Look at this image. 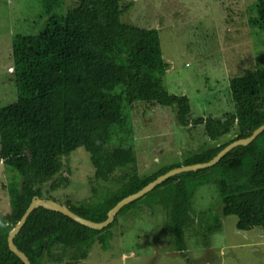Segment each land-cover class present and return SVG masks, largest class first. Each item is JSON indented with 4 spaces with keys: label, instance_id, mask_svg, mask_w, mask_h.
I'll use <instances>...</instances> for the list:
<instances>
[{
    "label": "trees",
    "instance_id": "trees-1",
    "mask_svg": "<svg viewBox=\"0 0 264 264\" xmlns=\"http://www.w3.org/2000/svg\"><path fill=\"white\" fill-rule=\"evenodd\" d=\"M59 1L49 0L47 15L51 16V25L40 33L35 44L30 46L26 35L19 36L21 43L14 46L13 57V79L19 94L15 102L0 107V162L17 174L12 175L6 187L2 186L7 191L10 210L0 218V264H23L10 252L7 235L31 199L44 198L39 184L46 177L51 180L59 176L63 168L68 171L65 165L61 167V159L77 149L89 155L94 169L91 182H108L121 172L115 188L93 186L91 200H67L63 204L93 222L104 221L119 200L180 166H161L150 175L139 176L130 107L174 106L178 124L190 125L188 98L169 94L162 86L169 65L162 59L158 31L121 21L131 2L74 0L64 15L56 17ZM253 7L256 16L249 15L247 23L254 31H264V0ZM228 87L233 111L223 119L198 117L191 122L203 125L205 135L214 144L185 158L183 165L208 162L228 144L249 137L264 123V66L232 76ZM35 110L40 114H34ZM32 122L41 123L45 130L39 140L37 132H30L24 125L35 126ZM232 131L233 138L220 142ZM193 175L196 181L191 182ZM59 182L67 184L68 180L59 177ZM208 183L215 184L218 190V213L235 216L237 230L260 227L264 231V131L248 145L229 151L212 167L170 177L123 207L113 223L101 231L38 207L29 214L13 243L30 264L62 263L66 257L70 262L84 260L93 242L107 246L111 229L124 210L137 209L142 200L153 195L146 206L166 212L175 251H186L185 231L194 222L197 227L192 226V236L196 235L194 230L204 231V245L209 246L208 234L220 231V223L215 220L207 225L208 212L192 211L191 203L196 188ZM138 210L144 211L142 207Z\"/></svg>",
    "mask_w": 264,
    "mask_h": 264
},
{
    "label": "rangeland",
    "instance_id": "rangeland-1",
    "mask_svg": "<svg viewBox=\"0 0 264 264\" xmlns=\"http://www.w3.org/2000/svg\"><path fill=\"white\" fill-rule=\"evenodd\" d=\"M120 2L132 4L121 16L123 23L158 31L162 59L169 65L162 86L169 94L187 97L190 105L191 125L187 126L178 124L174 106L130 107L137 171L139 176H147L161 166L179 163L183 166L185 158L214 144L205 135L203 125L194 126L191 122L198 117L223 119L233 111L228 81L245 69L264 66V31H254L247 23L249 15L256 16L251 7L259 0ZM73 3L74 0L59 1L56 17L64 15ZM48 5L49 0H0V107L15 102L19 94L13 79L14 46L20 45L21 35L27 36L24 38L31 46L40 33L49 29ZM32 123L35 126L24 125L30 132H37L39 140L45 130L41 123ZM233 137L232 131L220 142ZM61 167L59 176L51 180L46 177L39 184L43 197L60 205L67 200H91L93 186L115 188L121 174L115 173L108 182H91L94 169L82 148L62 158ZM12 175L17 174L0 162V218L10 210L8 194L2 186H7ZM59 177L66 178L68 183L61 184ZM195 179L193 175L189 180ZM152 196L141 201L146 207L144 211L131 207L120 214L106 247L93 242L84 260L70 262L66 257L62 263L45 261L44 264H264V231L260 227L237 230L235 216L218 213L221 206L215 184L197 187L191 203L192 211L208 212L207 225L218 220L220 231L208 234L209 246H205L204 231L194 230L196 235L192 236V226L197 227L194 222L185 231L186 251L181 254L171 243L166 212L160 207L146 206Z\"/></svg>",
    "mask_w": 264,
    "mask_h": 264
},
{
    "label": "water",
    "instance_id": "water-1",
    "mask_svg": "<svg viewBox=\"0 0 264 264\" xmlns=\"http://www.w3.org/2000/svg\"><path fill=\"white\" fill-rule=\"evenodd\" d=\"M264 131V123L259 126L258 128L254 129L249 137L241 138L238 140H235L228 144L226 147H224L221 151H219L211 160L204 163H197L192 165H184L180 166L178 168L171 169L167 171L166 173L158 176L153 181L149 182L147 185L142 187L139 191H137L134 194L128 195L121 200H119L106 214V219L102 222H93L88 219L82 218L78 216L77 214L73 213L68 207L64 205H60L56 203L53 200L40 198L38 196H34L27 209L21 216L20 220L14 225V227L10 230V232L7 235V246L12 252L23 264H30V261L26 257V255L20 251L15 244L13 243L14 237L19 233L21 228L23 227L27 217L29 214L36 208L41 207L43 209H46L48 211L57 212L62 214L63 216L69 218L70 220L88 228L91 230L101 231L104 228L108 227L110 224L113 223L115 216L118 214V212L128 205L129 203L136 201L140 198H142L144 195L152 191L156 186L162 184L170 177H173L175 175L181 174V173H187V172H196L198 170L207 169L209 167H212L217 164L229 151L232 149L238 147V146H246L250 142H252L259 134H261Z\"/></svg>",
    "mask_w": 264,
    "mask_h": 264
},
{
    "label": "flooded vegetation",
    "instance_id": "flooded-vegetation-1",
    "mask_svg": "<svg viewBox=\"0 0 264 264\" xmlns=\"http://www.w3.org/2000/svg\"><path fill=\"white\" fill-rule=\"evenodd\" d=\"M190 125H191V124H190ZM183 166H184V165H183ZM146 185H147V184H146ZM144 196H145V195H144ZM144 196H143V197H144ZM133 202H134V201H133ZM139 207H142V208H143V210L146 208V207H145L143 204H141ZM139 207H138V208H139ZM138 208H137V209H135V210H136V211H138V212H140V211L138 210ZM116 216H117V215H116ZM116 216H115V217H116Z\"/></svg>",
    "mask_w": 264,
    "mask_h": 264
}]
</instances>
